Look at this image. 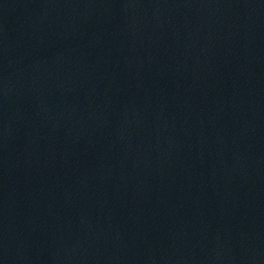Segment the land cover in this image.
<instances>
[{"label": "water", "instance_id": "obj_1", "mask_svg": "<svg viewBox=\"0 0 264 264\" xmlns=\"http://www.w3.org/2000/svg\"><path fill=\"white\" fill-rule=\"evenodd\" d=\"M0 264H264V0H0Z\"/></svg>", "mask_w": 264, "mask_h": 264}]
</instances>
